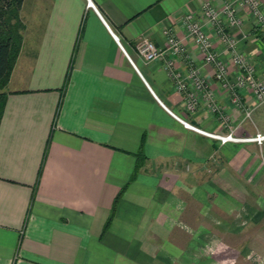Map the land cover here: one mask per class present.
I'll return each instance as SVG.
<instances>
[{"label": "crops", "instance_id": "crops-1", "mask_svg": "<svg viewBox=\"0 0 264 264\" xmlns=\"http://www.w3.org/2000/svg\"><path fill=\"white\" fill-rule=\"evenodd\" d=\"M206 1L221 4L92 0L95 11L86 0L24 1L23 45L0 120V264H176L175 253L200 250L202 227L247 251L232 245L245 228L231 222L250 188L263 185L260 147L220 145L171 114L212 133L263 132L187 37L184 16L201 20ZM240 16L245 23L232 34L263 76L264 29ZM167 29L187 50L165 61L173 59L182 77L198 68L220 114L202 99L188 112L165 61L138 55L143 39L165 48ZM214 46L235 78L215 37ZM242 102L254 107L255 99L244 91Z\"/></svg>", "mask_w": 264, "mask_h": 264}, {"label": "built area", "instance_id": "built-area-1", "mask_svg": "<svg viewBox=\"0 0 264 264\" xmlns=\"http://www.w3.org/2000/svg\"><path fill=\"white\" fill-rule=\"evenodd\" d=\"M88 8L95 11L92 0H86ZM220 6L216 7L210 1H206L202 7V19L198 20L194 15L184 16L182 23L186 30L187 37L199 49L204 56V62L214 70L213 79L226 90L232 103L242 109L246 119L251 120L253 111L264 105V76H259L255 63L238 49V39L232 34L233 29L242 28L245 21L240 16L243 12L251 21L253 28L264 29V0H220ZM211 31V32H209ZM167 40L166 47H156L147 39L141 40L136 51L146 62L165 61L166 55L173 57L183 56L186 53V46L179 39L172 29L164 31ZM214 37L223 46L224 52L230 56L231 65L236 68L237 75L231 78L230 66L225 63L214 46ZM134 67L135 64L120 44L119 38L114 35ZM137 69V68H136ZM165 69L175 81V89L178 93L185 95V107L188 112L195 113L200 105L201 99L212 114H220V107L216 103L215 96L207 79H205L198 68H191L185 77L175 71L173 59L165 61ZM138 70V69H137ZM250 92L254 99V107H245L242 102V93ZM171 113V112H170ZM185 128L219 142L220 145L227 144H254L258 147L264 146V133L256 132L253 135H237L234 128H229L225 133H212L204 131L183 120L181 117L171 113ZM228 123V118H222Z\"/></svg>", "mask_w": 264, "mask_h": 264}, {"label": "rangeland", "instance_id": "rangeland-1", "mask_svg": "<svg viewBox=\"0 0 264 264\" xmlns=\"http://www.w3.org/2000/svg\"><path fill=\"white\" fill-rule=\"evenodd\" d=\"M24 32L25 29L23 36ZM252 119L264 132V105L252 114ZM260 149L264 165V146ZM261 185L259 189L250 188L247 199L233 210L236 214H234L235 220L231 222L233 227L245 228V231L242 238L233 237L230 240L235 247L241 245L240 243L244 244L247 251L240 254L233 251L223 245L224 240L220 235L214 232L210 234L208 229L202 227L200 236L194 241L196 248L200 250L194 253H175L174 255L180 257L179 263L177 259L175 260L176 264H180L182 258L185 264H264V178L261 180Z\"/></svg>", "mask_w": 264, "mask_h": 264}, {"label": "trees", "instance_id": "trees-1", "mask_svg": "<svg viewBox=\"0 0 264 264\" xmlns=\"http://www.w3.org/2000/svg\"><path fill=\"white\" fill-rule=\"evenodd\" d=\"M24 1L0 0V120L7 99L5 88L23 45L25 27L20 12Z\"/></svg>", "mask_w": 264, "mask_h": 264}]
</instances>
